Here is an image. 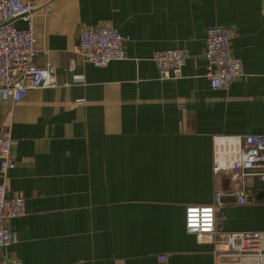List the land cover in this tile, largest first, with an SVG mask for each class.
Returning <instances> with one entry per match:
<instances>
[{"label": "crops", "instance_id": "0c3cea01", "mask_svg": "<svg viewBox=\"0 0 264 264\" xmlns=\"http://www.w3.org/2000/svg\"><path fill=\"white\" fill-rule=\"evenodd\" d=\"M24 1L35 6L34 64L51 65L56 84L0 101V132L13 140L8 196L25 203V215L6 222L18 242L0 258L215 264L213 245L186 232L185 209L238 189L213 173L215 145L264 135V0ZM98 25L129 38L124 60L98 68L73 54L77 29ZM212 27L235 30L230 51L243 66L223 89L206 78ZM168 50L185 55L178 79H161L153 61ZM249 186L247 205L223 199L221 231L264 233V183Z\"/></svg>", "mask_w": 264, "mask_h": 264}, {"label": "built area", "instance_id": "2783aa9c", "mask_svg": "<svg viewBox=\"0 0 264 264\" xmlns=\"http://www.w3.org/2000/svg\"><path fill=\"white\" fill-rule=\"evenodd\" d=\"M34 4L24 0H0V101L12 105L23 101L32 90L55 87L51 65L38 68L34 64L36 32L33 24ZM24 19L26 28L17 30L13 23ZM78 43L73 54L87 64L107 67L112 61L125 59L128 37L121 36L110 26L79 27ZM235 30L212 27L206 33L204 57L208 62L206 78L211 89H223L243 75L241 61L230 51ZM153 61L163 80L178 79L185 65L181 50L155 54ZM13 144L10 131L0 132V249L18 242V237L6 225L11 219L25 215V203L18 196H8L7 181L14 162L10 156ZM214 174L238 183L237 191H216L214 205L185 209V230L199 240L213 245L215 264H264V233L259 231L226 233L216 225L217 211L224 198H235L240 206L252 199L249 181L256 178L264 183V135L232 136L215 145ZM164 261L165 257H159ZM0 264H23L17 258H0Z\"/></svg>", "mask_w": 264, "mask_h": 264}, {"label": "rangeland", "instance_id": "374dc122", "mask_svg": "<svg viewBox=\"0 0 264 264\" xmlns=\"http://www.w3.org/2000/svg\"><path fill=\"white\" fill-rule=\"evenodd\" d=\"M232 184H233V186H234V189H236V188L238 187V183L233 182Z\"/></svg>", "mask_w": 264, "mask_h": 264}]
</instances>
